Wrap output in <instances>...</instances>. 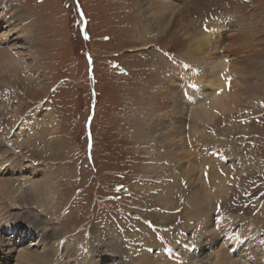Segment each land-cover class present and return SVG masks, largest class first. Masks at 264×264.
<instances>
[{"label":"rangeland","instance_id":"1","mask_svg":"<svg viewBox=\"0 0 264 264\" xmlns=\"http://www.w3.org/2000/svg\"><path fill=\"white\" fill-rule=\"evenodd\" d=\"M186 1L177 0L174 6L180 16L189 14L193 34L212 31L211 40L218 35L226 40L219 55L233 70L230 91L235 88L232 78L235 86L243 80L248 86L240 102L212 121L207 109L191 98L195 105L188 109L195 114L187 109L175 118L168 100L151 105L173 73L198 74L199 69L184 56L189 51L184 36L145 33L141 0H0L15 3L35 20L32 38L18 37L16 26L15 31L2 28L13 38L15 51L30 42L40 47L36 58L11 72L0 61V173L21 179L19 185L11 179V198L6 195L0 203L10 205L12 215L15 210L18 216L37 212L48 223V233L57 234L41 243L37 228L23 226L20 233L5 225L9 214L0 213V238L5 241L0 244V263L15 264L19 249L49 248L63 241L72 249L92 247L102 260L97 264H157L171 247L179 251L175 242L183 235L192 236L198 219L193 208L200 200L196 190L203 184L210 213L226 226L232 220L239 229L249 230L257 246L253 253L264 258V0H213V12L205 21L192 14L195 7ZM228 25H235L234 30ZM238 25L243 26L241 32ZM248 64L253 66L250 73L245 67L243 74L235 69ZM33 66L40 70L32 78L28 71ZM191 88L199 102L200 92L213 94L211 87ZM181 93L186 101V92ZM43 109L52 110L56 132L46 125ZM150 112H159V122L168 127V141L155 148L146 141L152 135L147 127ZM183 147L189 151L185 158ZM14 160L15 167L21 160L29 166L15 173L9 168ZM40 166L50 175L47 190L52 192L38 200L36 190L25 188L23 179L41 177V170L32 174ZM184 169L193 172L192 183ZM220 170L224 183L215 195L208 189L214 184L213 171ZM63 248V264H86L87 259L70 257ZM107 252L112 255L104 262ZM208 258L205 254L204 262L213 264Z\"/></svg>","mask_w":264,"mask_h":264},{"label":"bare ground","instance_id":"2","mask_svg":"<svg viewBox=\"0 0 264 264\" xmlns=\"http://www.w3.org/2000/svg\"><path fill=\"white\" fill-rule=\"evenodd\" d=\"M141 1L142 2L140 5H138V7L141 5L143 8L145 7L144 12H146L145 13L146 16H145V19L143 21H141L140 24H141V26H143L145 28V30H144L145 33L146 34L147 33L163 34L165 32V36L166 35L171 36V34H173V33L174 34L175 33L180 34V35L184 36L188 40V45H189V47H188L189 51L185 52L184 56L190 58L191 62H194L193 63L194 68L199 69L198 74H195L193 71L191 72V75L184 74L183 71H179L180 73H173V75H172L173 79L169 81V83L167 84L166 87L159 89L157 97H154L155 100L152 101V104H151L152 106H155L158 103L157 100L165 99V100H168V102H169L167 107H168V110L170 111L171 117L175 118V117L180 116V114L185 115L187 113L188 107L193 105V104L195 105V103L191 102L188 99H186V101H185L184 100L185 98L183 97V95L181 93L182 91H184V90L187 91V89H188L187 87H184L182 90L180 88L181 80L183 81L186 79H187V82H189L191 86L194 85L195 87L196 86L201 87V89L211 87L210 89H211V91H213V94L207 93V92H200L199 95H201L202 96L201 98H203V99L200 100V102L197 101L199 103L196 102V104L202 105L203 110L205 108L207 109V110H205V114L208 116L210 121L214 120L216 115H218V114L221 115V114H224L227 111L231 110V108H233L234 105H236L237 101L240 102L239 101L240 97H241V100L244 98L243 97L245 94L244 89H247V87H248L246 85L245 80L240 81V82L237 81V84L240 86V87L239 86L237 87V86H235L236 85V81H235L236 79L234 80V78H232L233 82H231V83H233L235 88H234V92L230 91V89H231L230 83H228V82H230V79H231L230 74L233 73V70L231 69L230 65L227 64V61H225L223 59L224 57L219 55V54H222L221 49H223L224 48L223 46L225 45L226 40L225 41L223 40L224 37L219 39L218 36H221V35H218L217 37L213 38V40H211L212 34H213L212 31L211 32L208 31V33H206V35L204 33L201 34L199 32H198L199 34L198 33L193 34V32H191L190 27L188 25L189 24V22H188L189 14L188 15L185 14V16L187 18H184L183 16H180L179 14H177L179 7L177 8V6H174V4H175L174 2L177 0H170V1L169 0H163V1L162 0H141ZM187 1H190V0H187ZM189 5H192L193 7H195V12L194 13L192 12V14L196 15L197 17L200 16L201 18H198L199 21H203V20L205 21L206 20L205 18L209 14L211 15V13L213 12L211 10V7L213 6V0H191ZM0 8H1L0 45L2 43L8 44L6 47H3V45H2V47L0 46V61L4 65H6L7 70H9L8 72H11L15 69V66H20V65L24 64L25 61L27 62L29 59L36 58L38 55L36 53V50L39 51L40 47L31 46L32 43L30 42V45H28L26 47L24 46L25 48H22L23 51H18V53H17V51H15L16 45H15V42H13V38L11 39L10 38L11 36H8V33L3 32L2 28H4L5 26H11V30L15 31V26H16L17 27L16 29L20 30V32H21L20 34H18V37L24 36L25 38H28V37L33 35L32 34L33 29L32 28L35 26V20H33V18L29 17L24 11H22L21 7L18 8V5H15V3H13V2H7V3L4 2V3L0 4ZM186 10H189V9L187 8ZM207 11H211V12L207 13ZM7 12H8V17H6V18L1 17L2 14H5ZM186 13H188V12H186ZM190 14H191V12H190ZM234 26L235 25H233V26L228 25V27H231V28H233ZM239 27L240 26L238 25V28ZM242 27L243 26H241L239 28L240 32H241L240 29ZM236 28H237V26H236ZM231 30H234V28ZM168 31L171 33H166ZM143 36H144V34H143ZM30 38H32V37H30ZM191 57H192V60H191ZM251 63L253 64L254 62L252 61ZM248 65H243L242 67H239V68L234 67V68L236 69V71L239 70L243 74V69H244L243 67H245L246 70H249L248 73H250L251 72L250 69H252L253 66L251 67L250 64H248ZM24 67H26V66H24ZM203 69H205V70H203ZM235 69H234V71H235ZM2 70H4V69H1V67H0V83H2V81H4V79H3V73L4 72H2ZM39 70L40 69L38 66H33L29 69L28 73L31 74V76L33 78L39 73ZM207 74H209V76H208L209 78L206 79L205 82H203V78L205 76H207ZM178 76L180 77V79L178 78ZM176 81L179 82L177 85H175ZM1 86H4V85L0 84V89H1ZM176 88H177V91H175ZM217 95H221V96H217ZM186 97H187V95H186ZM150 100H152V99H150ZM209 108L212 110V114L209 113ZM43 111H44L43 116L47 121L46 125H50L52 128L51 131L53 132L55 130V132H56V124H55V120H54V115L51 112L52 110L50 111L49 109H43ZM191 113H192V110L190 109V114ZM158 114H160V113L157 112L155 114V113L150 112L147 115L149 118L148 123H147V127L150 129L149 131L152 132V135L150 134L151 136H147L146 141L148 143L151 142L153 148H155L158 143H159V145H161L163 143L162 142L163 140L168 141L167 140V138H168L167 137L168 136V134H167L168 127L166 125V127H167V129H166L165 126L161 124L162 121L159 122ZM192 114H195V113H192ZM196 116H197V113H196ZM157 124H159V125H157ZM155 125H157V127H158L157 129H156ZM30 126H33V125L28 124V128ZM160 129H161V132H160ZM174 129H175L174 133L177 134L176 129H178V126L175 125ZM177 131H179V130H177ZM24 132L22 131V134ZM157 132L159 134H157ZM170 132H172V131H170ZM181 144H182V146H184L183 142ZM189 146H190V143H189ZM181 153L184 154V156H183L184 158L189 155V151L185 147H183V151ZM231 159L233 161H236L234 157H231L229 160H231ZM7 160L8 159L6 158L5 159L6 163L8 162ZM15 161L16 160H14V163H11V165L9 166L10 169L15 170V173H18L19 170L26 169V167L29 166L27 164L25 165L24 161L21 160V161H18L16 163V167H15ZM8 163L10 164V162H8ZM240 166L241 165H238V167H240ZM0 167H1V164H0ZM44 169H45V167L40 166L39 169H35V171H33L32 174H37L38 170H41L40 171L41 177H38L37 179H31L29 181H28V179L27 180L23 179V183H24L25 188L33 187V189L36 190L38 200H40V198L44 199L46 197H49V193L52 192L51 189H49V191L47 190V188H49V185L52 181L49 183V181H50L49 176L50 175L47 176V174L44 172ZM168 169H170V168H168ZM180 169L182 170V167ZM0 170H1V168H0ZM169 171L170 172H168V174H172L171 170H169ZM184 171L187 173V175L189 177V181L192 183L193 180L191 178V174H193V172L188 173L189 171H186V169H184ZM1 173L4 174V172H1ZM1 173H0V186L4 187V190H3V188H0V202H2L7 196L11 198V186L9 185L10 182L14 181L15 184L21 183V179H16V178L14 179L11 177L6 178L3 175H1ZM213 173L216 175L214 178V184L212 183L210 189H208V190H210V191L213 190L214 194L216 195L217 191L220 190L219 187H221L222 184L224 183V180H223V178H221L223 176V173L221 172V170L218 171V173L213 171ZM168 174H165V175H168ZM11 179L13 181H11ZM217 185H220V186H217ZM202 186H198V189L196 190V192L198 193V194H196V196L198 195V197H200V200H197L198 204L193 208V213L195 215H198V219H197V221L194 222V224H193L194 227L191 229L192 230V236L190 238L184 239L185 236L183 235L184 236L183 237L181 235L182 237L178 240V243L175 242V244H178L177 246H178L179 251H173L175 249H174V247H171L169 250H167L169 255H167L165 260H162V262L158 261L159 263H157V264H166L165 261H167V260H170L169 261V262H171L170 264H208L207 262H204V259H203V256L205 254H207L210 257L207 259V261H209L210 263L213 262V264H249L250 260H248L247 261L248 263H247L245 260L242 261L240 258L242 256L241 254H243L241 252V248L247 249V255H249L250 253H252L254 251V249H256L255 247H257L255 245V240L253 239V236L251 235L250 231L244 230V228L239 229V227L237 225L232 223L233 222L232 220L231 221L229 220L228 225L226 226L222 223V220H221L222 218L220 219L219 216L217 215L218 213L216 214L218 217L214 216L215 213H210V210L208 208L210 205V201L208 200V194L209 193L207 190H205L206 188H203L204 186L203 187ZM11 210L12 209H11L10 205L4 206L0 203V213L2 215L4 213L9 214L7 217L8 224H5V225L13 226V228L15 227V229H18V232H20V233L24 232L25 230H28V228H29L28 225L32 226L34 229L37 228L39 235H40L39 241L41 243L48 241L51 237H54L57 235L54 231H51V233H48L49 232L48 226H47L48 223H46L45 220L37 212L30 210V211L22 212V214L18 216V213L16 212V210L14 212L15 214H13V215H12L13 212L10 213ZM14 215H15V217H14ZM21 216L26 217L28 220H26V221L21 220ZM200 216H201V218H200ZM9 217L11 218V220ZM17 219H18V221H15ZM216 220H217V223L213 226V224L215 223ZM36 224H37V226H36ZM23 226H25L24 227L25 230L22 229ZM249 226H251V225H249ZM45 230H47V233L44 232L45 233V235H44L42 232ZM253 235H254V233H253ZM255 238H257V237H255ZM1 239L2 238H0V244L5 243L4 239H2V240ZM69 239L71 240V238H69ZM138 240H139V243H140V241H142V239H140L139 237H138ZM129 242H130V240H129ZM131 243L133 244L134 242H131ZM8 245H9V243H8ZM8 245L5 246L6 247L5 251H7ZM74 245H76V244H74ZM46 247L47 246H43L41 249H36V250H33V249L30 250L29 248H27V250L25 249L23 251L19 249V251H17V253H16V261L17 262L15 264H63V254L61 252V249L63 247H64L63 249H65V251H66V252L65 251L64 252L67 255H70V257L73 255L75 257H79L81 260L84 258L87 259L86 264H97L98 262L102 261V260H100V258L98 257V254L95 253V250L92 247L91 248L87 247V248H82V249H78V248L72 249V247H70L68 243L65 244V242H63V241H61L60 243H58L56 245L54 244V247L50 246L51 249H50V247L49 248H46ZM126 248L127 247H125L124 249H126ZM11 249H13V248H11ZM128 250L131 253V252H133L132 250H134V249L130 250V247H129ZM210 251L212 253H206V252H210ZM120 252L122 253V247H120ZM110 254L107 252V254L103 257V259H105L104 262H108L107 259H109L108 255H110ZM212 255H213V257H212ZM113 261L115 262V258L113 259ZM0 264H2V263H0ZM74 264H77V261ZM167 264H169V263L167 262Z\"/></svg>","mask_w":264,"mask_h":264}]
</instances>
